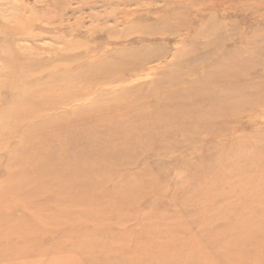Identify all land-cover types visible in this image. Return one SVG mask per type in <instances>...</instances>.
I'll return each mask as SVG.
<instances>
[{
    "label": "rangeland",
    "instance_id": "obj_1",
    "mask_svg": "<svg viewBox=\"0 0 264 264\" xmlns=\"http://www.w3.org/2000/svg\"><path fill=\"white\" fill-rule=\"evenodd\" d=\"M0 264H264V0H0Z\"/></svg>",
    "mask_w": 264,
    "mask_h": 264
},
{
    "label": "bare ground",
    "instance_id": "obj_2",
    "mask_svg": "<svg viewBox=\"0 0 264 264\" xmlns=\"http://www.w3.org/2000/svg\"><path fill=\"white\" fill-rule=\"evenodd\" d=\"M212 27H213V28H214V27L216 28V27H217V25H216V26H215V25H213Z\"/></svg>",
    "mask_w": 264,
    "mask_h": 264
}]
</instances>
